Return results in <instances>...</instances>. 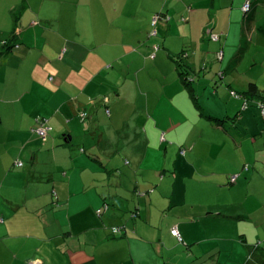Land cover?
<instances>
[{"label":"crops","instance_id":"crops-1","mask_svg":"<svg viewBox=\"0 0 264 264\" xmlns=\"http://www.w3.org/2000/svg\"><path fill=\"white\" fill-rule=\"evenodd\" d=\"M247 1L0 0V264H264V101L235 78L260 43L226 11ZM233 113L252 152L206 135Z\"/></svg>","mask_w":264,"mask_h":264},{"label":"rangeland","instance_id":"rangeland-1","mask_svg":"<svg viewBox=\"0 0 264 264\" xmlns=\"http://www.w3.org/2000/svg\"><path fill=\"white\" fill-rule=\"evenodd\" d=\"M253 4L251 6L252 10L250 12L246 13V16L244 15L243 11H240L239 10L240 8H237L236 6H233L232 8L227 7L226 11H227L228 14H230L233 11V14H232V20H233L232 30L237 35L238 39L243 38L242 40H259L260 49L257 50L256 52H254L252 55H249V53L244 52L242 54L243 57L241 59L239 68L237 67V70H238V72L240 74H238L237 71H235V73H234L235 75L238 74L235 77L237 81L243 80V82L246 81V82H253L254 83V81L247 80V79H249L251 77H255V75H260L264 71V0H260L258 5L254 6ZM250 34H251L252 38H249ZM253 55L255 57V60L252 58ZM189 84L190 83L188 81L187 85H189ZM256 85H258V84H256ZM229 86H230L231 90H234V91L237 92V94H236L237 96L240 95L241 86H239L240 88H238V89L232 84L229 85ZM248 86L249 85H247L246 89L244 88L245 91L248 90ZM262 87H264V83L262 84ZM258 89H259V91L262 92L261 88L258 87ZM228 92H229V90H228ZM254 95L255 94H253V95L250 94L251 97H253ZM255 96L257 98L259 97L258 95H255ZM260 101H262L261 98H260ZM191 104H192V102H191ZM248 109L251 110V107H249ZM247 118H248V115L246 113L244 114V118L242 120H240V121H239V118L235 119L234 113L233 114H229V117L227 119L216 118V122L217 123H219L221 120H224V122L226 123V126H227V128L229 130L228 133L225 130H223L222 128L214 126L211 121H208V120L204 119L205 121L208 122V124L211 125L210 128L206 129L207 130L206 135H207V137L209 136L208 138H210L211 141H213V137H214V135H216V134H214L215 133L214 130H219V132H221L223 135H225L230 140V143L232 144V147H233V145H235L234 139H236L238 141L240 136H241L240 132L239 131L237 132V130L235 129V126L238 125L239 128H243L244 131L242 130V132H243L244 137H245V141H244L243 146L241 147V151L237 148L238 152L241 155H243L242 154L243 152L245 154H247L248 151L252 152V149H251L252 146L250 145V141H249L248 138H246L247 134L250 133L249 132L250 130H248L249 128L247 127V123H246V119ZM250 125L254 126L253 123H251ZM198 130H199V132H202V131H204V128L203 127H199ZM217 134H218V131H217ZM199 143H200V147L198 146L197 149L200 151V154L204 155V152H202V151H204L205 144H204L203 141H200ZM237 144H238V142H237ZM200 148L202 150H200ZM169 151L170 152H169L168 156L166 157V159L164 160V163H163L164 164V168L167 169V170H165V173H164L165 175L166 174L167 175L171 174L170 172L173 171L172 165H173L174 159H175V155L174 154L179 152V149L177 147L169 148ZM229 154H236V153H235V151H231L230 150L228 155ZM249 156H250V154H249ZM247 163L250 165L249 172L252 173L253 172V164L250 161L247 162ZM123 165H126L125 161H124ZM133 165H135V164L133 163ZM127 167L130 168V165L129 166L127 165ZM136 170L139 171V172H137ZM123 171L125 172V169H123ZM144 171H145V169L143 167L138 169L137 166L136 167L134 166L132 171L130 169L126 170V174L128 173V175H129V176L127 175L128 176L127 179H129V180H127V182L131 183V187H132V182L131 181L132 180L136 181V179H137L136 177H138L139 182L141 183V186L144 187L145 183H143V182H144L145 179H143V175L141 177V172H143V174H144ZM243 172L247 173L248 170L243 171ZM133 174H137V175H135L136 177L131 179ZM156 176H157V174H155L154 178ZM195 176H197V175H195ZM243 176H244V174H243ZM258 177H260V176H258ZM135 181H133V183H134L133 185H135V183H136ZM155 187L156 186H154V187L152 186L153 189ZM152 188H149L148 190L147 189H143V188H138L137 190H135L137 192L134 193V195H133L135 198H131V195H130L131 192L127 193L125 196H123L125 198L124 202L127 203V204L134 205V203L136 202L137 199H142V197H144V196H149L151 194L150 190ZM189 188H191V186ZM199 188H200V190H197V192L198 191L203 192L204 189L206 188V186L204 187V186L200 185ZM130 191H131V189H130ZM132 191H134L133 188H132ZM168 191L170 192L169 188H168ZM146 192H148V193H146ZM197 194H203V193H197ZM158 195L161 196L160 193ZM188 197L192 198L191 195H188ZM127 209H129L128 206H126V210Z\"/></svg>","mask_w":264,"mask_h":264},{"label":"built area","instance_id":"built-area-1","mask_svg":"<svg viewBox=\"0 0 264 264\" xmlns=\"http://www.w3.org/2000/svg\"><path fill=\"white\" fill-rule=\"evenodd\" d=\"M250 7H251V4H250L249 1H247V2L244 3V5H243V7H242V10H243L245 13H247V12L250 11ZM157 18H158L157 14L154 15L153 23H155V20H156ZM212 37H213L214 39L217 38L216 35H215V36H212ZM219 55H220V54H219ZM233 93H234V92H233ZM261 105H262V106H261V113L264 115V104H261ZM107 112H108V110H107ZM80 115H81V117H84V116L86 115V113L84 112V113H82V114H80ZM48 129H49V127H48L47 125H45L44 123H42V122H39V123L37 124V126L35 127L36 132H37L39 135H41L43 138H45ZM18 164H19V163H18ZM234 178H235V175L232 176L230 179H231V180H234ZM170 231H171V233H172L173 235H175L178 239H181L180 234H179V232H178L177 229L172 228ZM32 264H39V262H38V261H35V262H33Z\"/></svg>","mask_w":264,"mask_h":264},{"label":"trees","instance_id":"trees-1","mask_svg":"<svg viewBox=\"0 0 264 264\" xmlns=\"http://www.w3.org/2000/svg\"><path fill=\"white\" fill-rule=\"evenodd\" d=\"M249 94H255L258 95L260 98H262V100L264 101V95H263V91H259L257 85L255 83H249L248 86V91Z\"/></svg>","mask_w":264,"mask_h":264}]
</instances>
